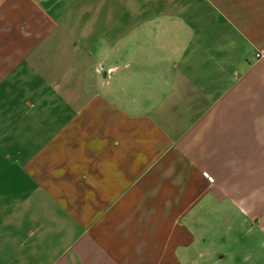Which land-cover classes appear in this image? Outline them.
Returning <instances> with one entry per match:
<instances>
[{
  "label": "crops",
  "instance_id": "0c3cea01",
  "mask_svg": "<svg viewBox=\"0 0 264 264\" xmlns=\"http://www.w3.org/2000/svg\"><path fill=\"white\" fill-rule=\"evenodd\" d=\"M262 236L264 0H0V264Z\"/></svg>",
  "mask_w": 264,
  "mask_h": 264
},
{
  "label": "rangeland",
  "instance_id": "374dc122",
  "mask_svg": "<svg viewBox=\"0 0 264 264\" xmlns=\"http://www.w3.org/2000/svg\"><path fill=\"white\" fill-rule=\"evenodd\" d=\"M264 236L261 237V243L254 250H244L241 247L240 251L232 253L228 260H219V254H216L214 261L217 264H264ZM219 261V262H218Z\"/></svg>",
  "mask_w": 264,
  "mask_h": 264
},
{
  "label": "built area",
  "instance_id": "2783aa9c",
  "mask_svg": "<svg viewBox=\"0 0 264 264\" xmlns=\"http://www.w3.org/2000/svg\"><path fill=\"white\" fill-rule=\"evenodd\" d=\"M256 56H257V57H261L262 55H261L260 53H257Z\"/></svg>",
  "mask_w": 264,
  "mask_h": 264
}]
</instances>
